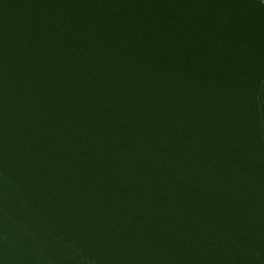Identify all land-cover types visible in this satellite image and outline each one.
I'll use <instances>...</instances> for the list:
<instances>
[{
	"label": "water",
	"instance_id": "obj_1",
	"mask_svg": "<svg viewBox=\"0 0 264 264\" xmlns=\"http://www.w3.org/2000/svg\"><path fill=\"white\" fill-rule=\"evenodd\" d=\"M0 264H264V0H0Z\"/></svg>",
	"mask_w": 264,
	"mask_h": 264
}]
</instances>
